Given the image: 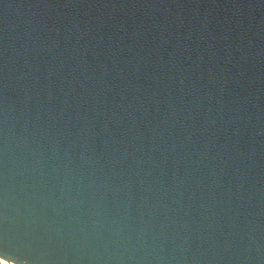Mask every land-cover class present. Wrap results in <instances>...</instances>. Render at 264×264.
I'll use <instances>...</instances> for the list:
<instances>
[{
  "label": "water",
  "instance_id": "obj_1",
  "mask_svg": "<svg viewBox=\"0 0 264 264\" xmlns=\"http://www.w3.org/2000/svg\"><path fill=\"white\" fill-rule=\"evenodd\" d=\"M0 258L264 264V0H0Z\"/></svg>",
  "mask_w": 264,
  "mask_h": 264
},
{
  "label": "built area",
  "instance_id": "obj_2",
  "mask_svg": "<svg viewBox=\"0 0 264 264\" xmlns=\"http://www.w3.org/2000/svg\"><path fill=\"white\" fill-rule=\"evenodd\" d=\"M0 264H14V263L0 258Z\"/></svg>",
  "mask_w": 264,
  "mask_h": 264
}]
</instances>
